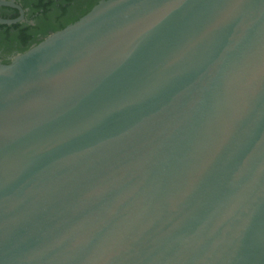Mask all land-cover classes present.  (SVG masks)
Here are the masks:
<instances>
[{
	"label": "water",
	"instance_id": "1",
	"mask_svg": "<svg viewBox=\"0 0 264 264\" xmlns=\"http://www.w3.org/2000/svg\"><path fill=\"white\" fill-rule=\"evenodd\" d=\"M0 264H264V0H100L0 62Z\"/></svg>",
	"mask_w": 264,
	"mask_h": 264
},
{
	"label": "flooded vegetation",
	"instance_id": "2",
	"mask_svg": "<svg viewBox=\"0 0 264 264\" xmlns=\"http://www.w3.org/2000/svg\"><path fill=\"white\" fill-rule=\"evenodd\" d=\"M100 0H0V62L12 58L85 15Z\"/></svg>",
	"mask_w": 264,
	"mask_h": 264
},
{
	"label": "trees",
	"instance_id": "3",
	"mask_svg": "<svg viewBox=\"0 0 264 264\" xmlns=\"http://www.w3.org/2000/svg\"><path fill=\"white\" fill-rule=\"evenodd\" d=\"M26 50H28V49H26ZM26 50H24L23 52H25Z\"/></svg>",
	"mask_w": 264,
	"mask_h": 264
}]
</instances>
